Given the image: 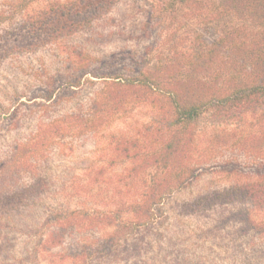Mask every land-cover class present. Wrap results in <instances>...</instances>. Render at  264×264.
<instances>
[{"label":"rangeland","instance_id":"rangeland-1","mask_svg":"<svg viewBox=\"0 0 264 264\" xmlns=\"http://www.w3.org/2000/svg\"><path fill=\"white\" fill-rule=\"evenodd\" d=\"M231 8L221 0H0V264H264V209L252 211L253 229L226 221L240 206L212 202L263 173L264 157L236 142L258 126L233 109L193 124L192 156L207 170L189 186L173 182L145 227L118 235L114 224L69 218L128 220L136 197L167 179L154 162L170 135L168 101L158 94L152 103L137 80L164 78L171 64L184 79L231 29L259 31ZM44 132V147L14 166L15 151L39 147ZM129 141L142 157L139 176L123 184L132 163L115 150ZM115 234L121 242L103 249Z\"/></svg>","mask_w":264,"mask_h":264},{"label":"trees","instance_id":"trees-1","mask_svg":"<svg viewBox=\"0 0 264 264\" xmlns=\"http://www.w3.org/2000/svg\"><path fill=\"white\" fill-rule=\"evenodd\" d=\"M221 5L225 6L226 10L232 7V10L242 14L243 19L251 18L255 24L257 23L259 31L250 33L245 28L231 29L219 40L213 42L194 62L185 67L184 79H178L179 66L171 64L165 69L164 78L154 79L152 76H146L143 80H137L140 87L147 88L149 96L154 99L152 103L158 102L155 99L158 94H161L160 98L168 101L169 111L165 117L168 120L166 127L170 135L163 140L162 153L154 162L155 165L161 164L163 168L171 172L167 179L154 182L149 192L145 191L136 197L135 205H131L133 215L128 220L114 221L115 219L106 217L105 214L77 212L71 213L69 218L80 216L83 221L95 222L100 227L114 224L118 235H127L152 222L156 217L157 207L163 201L165 194L169 192L173 182H178V188L189 186L207 170L200 163L194 162L195 158L192 156L191 149L195 137L193 124L207 112H214L218 116L233 109L243 117L249 113L254 123L252 126L254 128L258 126V133L241 135L236 142L246 151L259 152L264 157V110L260 108L261 100H264V0H221ZM128 84L133 86L135 83L129 80ZM169 113H172L171 120ZM93 129L88 127L84 130L90 132ZM55 130L54 127L51 131ZM41 136L39 147L38 145L30 146L25 150L16 148L17 151L11 159L14 166L22 164L17 159L25 160L27 153L44 147V140L46 141L49 135L47 136L44 132ZM237 136L234 135L233 139L236 140ZM137 145L136 142H125L118 145L115 150L119 152L116 158L121 156V153L123 159L119 158L122 162L132 163L125 177L121 176L123 184H127L134 175L139 176L134 173L138 170V162L142 157V148ZM220 170L223 173L229 172L230 176L238 175L240 172ZM262 170L263 173H257L255 179L252 177L253 179H248L245 185L233 190L231 198H229L230 194H222V192L212 198L213 204L217 203L216 206L219 208H225L228 205L240 206L238 211L226 219L227 222L243 221L248 226L251 225L253 229L256 228L252 211L264 209V161ZM8 194L13 195L12 199L15 197V194L10 192ZM93 227L94 225L91 228ZM260 231L264 233L263 228H260ZM118 235L115 234L103 240V249L111 251L119 244L121 240H118Z\"/></svg>","mask_w":264,"mask_h":264}]
</instances>
